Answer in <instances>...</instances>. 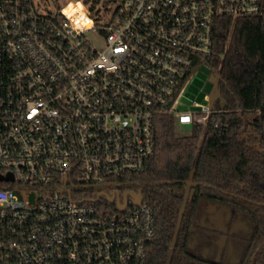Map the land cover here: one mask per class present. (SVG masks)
Segmentation results:
<instances>
[{
  "label": "built area",
  "instance_id": "2783aa9c",
  "mask_svg": "<svg viewBox=\"0 0 264 264\" xmlns=\"http://www.w3.org/2000/svg\"><path fill=\"white\" fill-rule=\"evenodd\" d=\"M263 10L261 0H0V264H147L153 207L109 212L97 200L116 205L106 193L118 191L88 187L144 170L156 116L207 123L212 96L180 105L215 21Z\"/></svg>",
  "mask_w": 264,
  "mask_h": 264
},
{
  "label": "trees",
  "instance_id": "16d2710c",
  "mask_svg": "<svg viewBox=\"0 0 264 264\" xmlns=\"http://www.w3.org/2000/svg\"><path fill=\"white\" fill-rule=\"evenodd\" d=\"M212 42L207 123L176 136L173 118L156 116L144 170L88 187L142 189L156 222L147 264H264V10L217 18Z\"/></svg>",
  "mask_w": 264,
  "mask_h": 264
},
{
  "label": "rangeland",
  "instance_id": "374dc122",
  "mask_svg": "<svg viewBox=\"0 0 264 264\" xmlns=\"http://www.w3.org/2000/svg\"><path fill=\"white\" fill-rule=\"evenodd\" d=\"M103 6L100 3L99 7ZM93 44L97 47H101V38L96 34H91ZM192 79L187 84L183 94L180 107L183 108L191 101H198L199 103L205 102V95L213 97L216 87V75L209 69L205 62H201L195 65ZM175 135H186L190 133V126L187 124L175 123L174 125Z\"/></svg>",
  "mask_w": 264,
  "mask_h": 264
},
{
  "label": "water",
  "instance_id": "95a60500",
  "mask_svg": "<svg viewBox=\"0 0 264 264\" xmlns=\"http://www.w3.org/2000/svg\"><path fill=\"white\" fill-rule=\"evenodd\" d=\"M128 195H130L129 198H128ZM142 199H143V196H142V189L141 188H139L137 191L126 190V192H124V195H123L122 203H120L118 200H116V205H118L121 209H124L127 207L128 202H130L134 205H138V204H140Z\"/></svg>",
  "mask_w": 264,
  "mask_h": 264
},
{
  "label": "flooded vegetation",
  "instance_id": "af4514ba",
  "mask_svg": "<svg viewBox=\"0 0 264 264\" xmlns=\"http://www.w3.org/2000/svg\"><path fill=\"white\" fill-rule=\"evenodd\" d=\"M106 195H107V197L109 198V197H111V199H115V200H118V201H122L123 200V195H124V193H120V192H117V194L115 195V197L114 198H112L113 196H112V193H106ZM104 196V195H103ZM129 196L130 195H128V198H129Z\"/></svg>",
  "mask_w": 264,
  "mask_h": 264
}]
</instances>
